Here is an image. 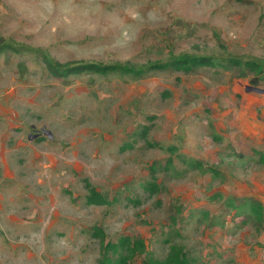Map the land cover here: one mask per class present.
<instances>
[{
  "label": "rangeland",
  "instance_id": "rangeland-1",
  "mask_svg": "<svg viewBox=\"0 0 264 264\" xmlns=\"http://www.w3.org/2000/svg\"><path fill=\"white\" fill-rule=\"evenodd\" d=\"M0 45L15 47L0 51V264L130 255L103 252L96 229L115 246L143 242L128 264L163 261L171 246L188 264H264V225L250 212L254 198L264 214L254 154H264V95L248 90L253 74L58 79L40 54L59 64L195 55L264 67V0H0ZM89 187L109 205H87Z\"/></svg>",
  "mask_w": 264,
  "mask_h": 264
},
{
  "label": "trees",
  "instance_id": "trees-1",
  "mask_svg": "<svg viewBox=\"0 0 264 264\" xmlns=\"http://www.w3.org/2000/svg\"><path fill=\"white\" fill-rule=\"evenodd\" d=\"M15 50L13 46H1V50ZM41 54V59L45 64V67L49 74L58 79H67L70 76L80 75L84 73H92L107 77L109 75H117L120 77H128L131 79H143L150 72L153 71H164L168 69H173L175 71H183L185 73L192 72L194 69L199 67H222L223 69L236 68L238 73L242 77H246L247 74H253L254 76L250 78L249 83L252 87H257L261 80H264V67L260 63L253 61H239L235 59H215L207 56H180L168 60L167 62H155L150 63L149 65L135 67L129 63L125 64H109L102 65L98 63H68V64H59L52 61L48 56ZM215 140L219 141L220 139L215 135ZM148 146L160 147L158 143L148 144ZM165 150L170 153H176L177 147L167 146ZM255 155H258V163L264 165V154L255 151ZM240 156V155H239ZM169 164L172 163V160L168 161ZM188 165L196 170L201 168V163L198 161L190 162ZM211 168V167H210ZM213 170V169H210ZM89 195L86 197L87 205H96V206H105L109 205L107 198L100 193L93 190L89 187ZM146 190L153 193L157 191L156 185L151 184L144 186ZM251 206L250 212L255 216L257 221L262 222L261 225H264V214L262 204L254 199H250ZM177 215L180 214V210L176 209ZM95 235L100 238L101 250L104 252L106 250H116V247H125L130 255L121 256L118 259L111 260L104 253L101 255V259L98 261V264H128L129 259H131L136 252H143L144 246L143 242L136 241L130 243L129 239L123 238L119 241V246H115L112 243L105 242V237L103 232L100 229L95 230ZM145 264H188L186 256L180 251L176 246H171L169 248V253L163 261L149 259Z\"/></svg>",
  "mask_w": 264,
  "mask_h": 264
},
{
  "label": "water",
  "instance_id": "water-1",
  "mask_svg": "<svg viewBox=\"0 0 264 264\" xmlns=\"http://www.w3.org/2000/svg\"><path fill=\"white\" fill-rule=\"evenodd\" d=\"M248 90L257 93V94H262L264 95V88L263 89H259L257 87H250Z\"/></svg>",
  "mask_w": 264,
  "mask_h": 264
}]
</instances>
